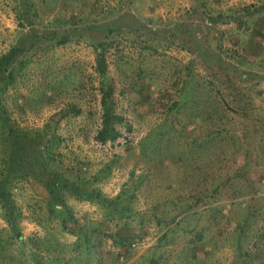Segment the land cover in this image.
<instances>
[{"label":"rangeland","instance_id":"1","mask_svg":"<svg viewBox=\"0 0 264 264\" xmlns=\"http://www.w3.org/2000/svg\"><path fill=\"white\" fill-rule=\"evenodd\" d=\"M15 46L0 264H264V0H0Z\"/></svg>","mask_w":264,"mask_h":264},{"label":"trees","instance_id":"2","mask_svg":"<svg viewBox=\"0 0 264 264\" xmlns=\"http://www.w3.org/2000/svg\"><path fill=\"white\" fill-rule=\"evenodd\" d=\"M67 41V39L63 38L61 40H59V44L65 43ZM98 49L104 51L105 50V44L104 43H100L97 46ZM20 50L19 47H12L10 48V50L8 51L7 54H3L0 56V70H2L3 67H6L9 62L10 59L16 55V53ZM97 63H98V68L100 73H104L106 65H105V58L103 53H99L97 56ZM5 88V86H3ZM111 94V90L107 91V95ZM0 108L2 109L3 107L0 105ZM3 117V120H5V118H7L5 115L3 116L2 111L0 110V123L1 125L5 128L4 124H7V134L5 135L4 133H2V141L3 143H5L4 146V153L5 156H3L2 160H1V168H0V207L3 210V217L4 219L8 222V224H10L12 230L15 233V237L21 239L22 235L19 232V227H18V222L17 219L20 216V212L19 210L16 208L15 203L13 201V199L11 198V187H12V183H13V179H14V172L18 170L17 165L18 166H22L20 164L19 157L18 156V149L17 145L14 144V142L11 143V145H9V148L7 149V138L10 134H12L13 132V128L12 126L9 124L8 119L4 121L1 119ZM118 119L120 120V117L117 115H114L113 112H105L103 119H104V125L102 130L99 132L100 138L102 141H104L107 137V130L109 128L110 125V121H112V119ZM4 123V124H3ZM2 130V127H1ZM27 135L30 134V132L26 133ZM111 138H115L116 135H111ZM8 150V152H7ZM23 164L28 163L29 159L28 158H23L22 159ZM31 163H29L27 166H29ZM32 165V164H31ZM56 185H58V183H55ZM59 188L61 187V185H58ZM56 187V186H55ZM58 189V188H57ZM84 199H98L100 197V192L97 190H90L89 192H87V195L84 196ZM62 208H64V206H62L61 208H58L57 206H54L55 211L61 212ZM1 243V241H0Z\"/></svg>","mask_w":264,"mask_h":264}]
</instances>
